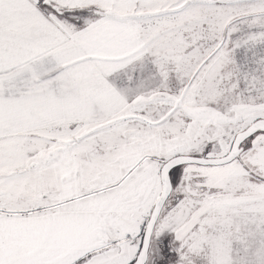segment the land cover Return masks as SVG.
Wrapping results in <instances>:
<instances>
[{"label":"snow or ice","instance_id":"1","mask_svg":"<svg viewBox=\"0 0 264 264\" xmlns=\"http://www.w3.org/2000/svg\"><path fill=\"white\" fill-rule=\"evenodd\" d=\"M0 264H264V0H0Z\"/></svg>","mask_w":264,"mask_h":264}]
</instances>
